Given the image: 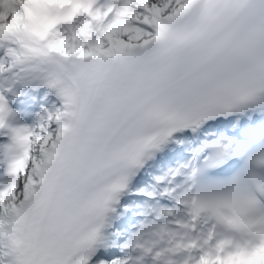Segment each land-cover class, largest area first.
<instances>
[{"label": "snow or ice", "instance_id": "obj_1", "mask_svg": "<svg viewBox=\"0 0 264 264\" xmlns=\"http://www.w3.org/2000/svg\"><path fill=\"white\" fill-rule=\"evenodd\" d=\"M0 264H264V0H0Z\"/></svg>", "mask_w": 264, "mask_h": 264}]
</instances>
